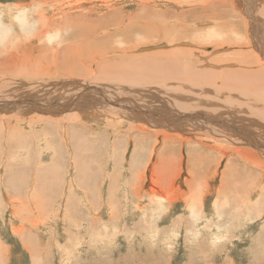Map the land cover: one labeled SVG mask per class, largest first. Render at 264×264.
Masks as SVG:
<instances>
[{"label": "rangeland", "instance_id": "374dc122", "mask_svg": "<svg viewBox=\"0 0 264 264\" xmlns=\"http://www.w3.org/2000/svg\"><path fill=\"white\" fill-rule=\"evenodd\" d=\"M231 2L0 0V264H264V0Z\"/></svg>", "mask_w": 264, "mask_h": 264}, {"label": "bare ground", "instance_id": "6f19581e", "mask_svg": "<svg viewBox=\"0 0 264 264\" xmlns=\"http://www.w3.org/2000/svg\"><path fill=\"white\" fill-rule=\"evenodd\" d=\"M172 1H175V2H177V3H179V5H186V4H188L189 3V1L190 0H172ZM204 1H206L207 2V7H206V9H205V11H208V12H211V13H213V14H215L216 16H218L221 20H225V19H228V18H231V17H233L234 15H235V13H234V11L230 8L231 7V1L232 0H218V3H217V6L215 7L214 6V4L210 1V0H192V2L193 3H196V2H204ZM81 2H83V1H81ZM119 2V1H118ZM127 2V1H126ZM129 2V1H128ZM236 2H237V4L241 7H243V10H245V12H246V14L248 13V15L250 16V18L252 19V10H253V3H254V0L252 1V0H236ZM79 3V2H78ZM117 3V2H116ZM140 3V2H139ZM137 7V6H136ZM142 7V6H141ZM233 7H234V5H233ZM241 7V8H242ZM122 8H123V6H122ZM127 8V7H126ZM123 10V9H122ZM140 11V10H139ZM123 14V13H122ZM122 14H119L120 16H122ZM126 14V13H125ZM130 14V13H129ZM135 14V13H134ZM137 16H138V19H135V17H134V19H135V21L134 22H130L129 24H125V26H123V27H121L120 29H119V31H117V34H120V36H121V39H122V41L123 42H132V45H133V48L134 49H136V48H138V47H141V43H138V42H135V40L133 39V37L135 36V35H133L134 34V30H135V28H136V25H139V21H142L143 20V24H140V26H141V30H142V32H143V34H144V36L145 37H147V40L145 41V42H143V43H145L146 45L147 44H150V43H153V42H151L152 40H154L153 38H151L153 35H155V31H158L160 34L155 38L157 41V43H159L160 41H164V40H167L168 38H169V35H168V30H169V26L167 25V23L165 22V20H163V19H161L157 24H152V23H150V19L149 18H146L145 17V15H143V14H137ZM24 18H26V16H24ZM121 18V17H120ZM131 18V17H130ZM123 19V18H122ZM126 19V18H125ZM102 20V19H101ZM128 20V19H127ZM130 20V19H129ZM131 21V20H130ZM132 21H133V18H132ZM103 22V21H102ZM126 23V22H125ZM127 23H128V21H127ZM179 23V22H178ZM207 23V22H206ZM261 24V23H260ZM98 25V24H97ZM118 25V24H117ZM120 25H122V23L120 24ZM124 25V24H123ZM127 25V26H126ZM103 28H102V27ZM101 26H100V28H102V29H104V24H101ZM263 27H264V22H263ZM172 28V27H171ZM225 28H228V27H225ZM259 30H260V25L259 24H253L252 25V30H251V32H252V34H251V36L254 38L253 40H254V42H255V44H256V48L262 53V55H264V40H260L259 42H258V37H259V35H258V33H259ZM115 31V30H114ZM104 35H106V36H108V34H109V31H106L105 33H103ZM136 34V33H135ZM263 34V33H262ZM264 35V34H263ZM98 39H100V36H98L97 37ZM125 40V41H124ZM104 41V40H103ZM140 41V40H139ZM150 41V42H149ZM101 42H102V40H101ZM144 45V44H143ZM139 49V48H138ZM127 50H130V48L129 47H127ZM135 51V50H134ZM137 51V50H136ZM141 51V50H140ZM150 51V50H149ZM172 52L174 51V49H172L171 50ZM145 53V52H144ZM169 53V52H168ZM149 53H147L146 55H148ZM160 54H162V52H159V53H156L155 54V52H153V53H150L149 55L150 56H152V57H154L155 55H160ZM145 55V56H146ZM137 56H139V55H137ZM142 56V55H141ZM147 57V56H146ZM160 57V56H159ZM163 57V56H162ZM145 58V57H144ZM143 58V59H144ZM149 58H151V57H147V58H145L147 61H148V59ZM164 58V57H163ZM166 58V57H165ZM142 59V58H141ZM152 59V58H151ZM162 60H164V59H162ZM170 60V59H169ZM146 61V62H147ZM150 61V60H149ZM141 62V61H140ZM142 62H144V60L142 61ZM142 62H141V64H142ZM162 62V61H161ZM171 62V61H170ZM169 62V63H170ZM164 63V62H163ZM173 64V63H172ZM125 65V64H124ZM133 65V64H132ZM143 65H145V64H143ZM160 65H161V68H163V64H161L160 63ZM159 65V66H160ZM171 65V64H170ZM178 65H179V63H178ZM127 67V66H126ZM133 67V66H132ZM147 70H149L150 72H153V71H151V70H153L154 69V67L152 66V63L150 64V63H146V65L144 66ZM158 68V65H155V68ZM167 66H165L164 65V68H165V70L168 68H166ZM122 68V70H123V66L121 67ZM125 68V67H124ZM125 69H127V68H125ZM144 69V68H143ZM146 69H144V70H146ZM159 69V68H158ZM158 69H156V70H158ZM173 69H175V68H173ZM160 70V69H159ZM175 70H177V69H175ZM163 71V70H162ZM172 70H170V72H171ZM135 72V71H134ZM147 72V71H146ZM167 72V70L164 72H162V75L163 76H165V74H163V73H166ZM173 72V71H172ZM143 73V72H142ZM136 74H138V73H136ZM141 74V73H140ZM155 74V73H154ZM161 73L159 72V75H160ZM166 75L168 76V74L166 73ZM197 75V74H196ZM151 76H152V74H151ZM167 76H165V77H167ZM172 76V75H171ZM176 76H177V74H176ZM139 77V76H138ZM142 77V76H141ZM144 77V76H143ZM162 77V76H161ZM170 77V76H169ZM156 78H158V77H156ZM160 78V77H159ZM173 78V77H172ZM206 79V78H205ZM3 80V79H2ZM155 81V80H154ZM146 82V81H145ZM232 85H233V83H231ZM231 84H229V85H231ZM26 87V86H25ZM34 87V86H33ZM62 88H63V86H62ZM1 95V94H0ZM29 99V98H28ZM57 100V99H56ZM72 100H73V98H72ZM71 101V100H70ZM155 101V100H154ZM38 104V103H37ZM135 105V104H134ZM134 105H133V107H134ZM126 106H128V105H126ZM138 106V105H137ZM40 107V106H39ZM136 107V106H135ZM134 107V108H135ZM146 110V109H145ZM119 114V113H118ZM117 114V115H118ZM176 117V116H175ZM203 117V116H202ZM216 117V116H215ZM196 118H198V117H196ZM187 119V118H186ZM179 120V119H178ZM215 120V119H214ZM214 120H212V117L211 118H208V123H213L212 121H214ZM216 121H218V120H216ZM180 122V121H179ZM198 122V121H197ZM226 123V122H225ZM193 124V123H192ZM196 124V123H195ZM223 124H224V121H223ZM223 124L221 125V126H223ZM227 124V123H226ZM199 126V125H198ZM207 126V125H206ZM209 126V125H208ZM194 127V126H193ZM200 127V126H199ZM204 128V127H203ZM207 128V127H206ZM228 128V127H227ZM201 129H202V127H201ZM205 130V129H204ZM208 130H209V128H208ZM221 130H222V128H221ZM232 130V129H231ZM208 132V131H207ZM224 133H227V131L226 130H224L223 131ZM229 132V131H228ZM209 134V133H208ZM211 134V133H210ZM209 134V135H210ZM231 136V135H230ZM234 137V136H233ZM228 138V137H227ZM256 138V137H255ZM256 141V140H255ZM258 144H259V142H258ZM115 153V152H114ZM55 175V174H54ZM193 205V204H192Z\"/></svg>", "mask_w": 264, "mask_h": 264}]
</instances>
